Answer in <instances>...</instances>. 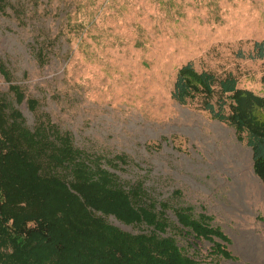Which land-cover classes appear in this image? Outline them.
Wrapping results in <instances>:
<instances>
[{
  "label": "rangeland",
  "instance_id": "obj_1",
  "mask_svg": "<svg viewBox=\"0 0 264 264\" xmlns=\"http://www.w3.org/2000/svg\"><path fill=\"white\" fill-rule=\"evenodd\" d=\"M8 4L0 11V66L27 97L39 100L38 114L70 132L77 148L101 156L122 184L142 183L159 210L167 203L168 235L200 264H262L264 183L251 147L205 111L201 98L182 105L172 93L189 62L198 71L233 73L240 87L264 92V60L249 58L254 44L264 41V0ZM10 86L0 72V93L33 128L36 114L26 102H15ZM182 207L211 217L210 225L230 240V256L211 252L210 241L181 235L174 210ZM106 219L134 235L151 230ZM248 241L256 252L248 254Z\"/></svg>",
  "mask_w": 264,
  "mask_h": 264
},
{
  "label": "trees",
  "instance_id": "obj_2",
  "mask_svg": "<svg viewBox=\"0 0 264 264\" xmlns=\"http://www.w3.org/2000/svg\"><path fill=\"white\" fill-rule=\"evenodd\" d=\"M8 5L0 0L1 13ZM37 57L44 64V49ZM249 58L264 60V41L254 44ZM0 72L15 102H26L36 114L30 128L14 101L0 93V264H200L168 235L167 203L159 210L142 183L122 184L101 156L77 148L70 132L38 114L39 100L27 97L3 64ZM172 97L182 105L201 98L205 111L234 128L251 147L264 183V92L240 87L233 73L222 77L189 62L179 70ZM115 160L126 163L123 156ZM174 212L181 235L210 241L211 252L230 256V240L210 225L211 217L195 216L191 207ZM109 216L151 230L134 235L111 225ZM190 245L196 253L198 246Z\"/></svg>",
  "mask_w": 264,
  "mask_h": 264
},
{
  "label": "bare ground",
  "instance_id": "obj_3",
  "mask_svg": "<svg viewBox=\"0 0 264 264\" xmlns=\"http://www.w3.org/2000/svg\"><path fill=\"white\" fill-rule=\"evenodd\" d=\"M250 241L246 242V247H247V251L249 252L248 254H251L253 251H257V249H255V246L252 247V244L251 242L249 243ZM262 264H264V259L261 261Z\"/></svg>",
  "mask_w": 264,
  "mask_h": 264
}]
</instances>
